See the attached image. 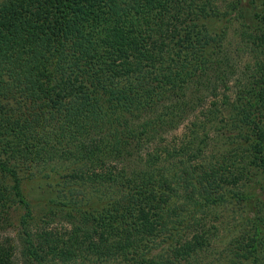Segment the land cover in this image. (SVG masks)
I'll list each match as a JSON object with an SVG mask.
<instances>
[{
	"label": "trees",
	"instance_id": "1",
	"mask_svg": "<svg viewBox=\"0 0 264 264\" xmlns=\"http://www.w3.org/2000/svg\"><path fill=\"white\" fill-rule=\"evenodd\" d=\"M0 264H264V0H0Z\"/></svg>",
	"mask_w": 264,
	"mask_h": 264
},
{
	"label": "rangeland",
	"instance_id": "2",
	"mask_svg": "<svg viewBox=\"0 0 264 264\" xmlns=\"http://www.w3.org/2000/svg\"><path fill=\"white\" fill-rule=\"evenodd\" d=\"M239 21L235 22L232 27L229 29L226 40L224 41V49L228 54V65L231 69L239 76L245 69V66L249 63L251 58L247 51H245L241 45V36L239 35L240 26ZM219 25L215 23L213 28L214 31L219 30ZM252 66V65H251ZM183 132L182 127L175 133L176 135H180ZM57 180L53 176L49 177H40L36 176V178L25 179L20 181V188L22 195L24 197L25 202L28 204V208L31 212L32 217H39L42 213L48 210V206L50 200L56 199L57 188H56ZM230 208H228L229 210ZM28 210V209H27ZM21 206L16 208L14 212V217L19 220L25 212H27ZM242 212H237L236 215L232 213H227L224 215L225 221H232V215L237 216L236 219L239 220L240 214ZM237 226V224L235 225ZM11 235H14L13 230L9 231ZM237 233V232H235Z\"/></svg>",
	"mask_w": 264,
	"mask_h": 264
}]
</instances>
